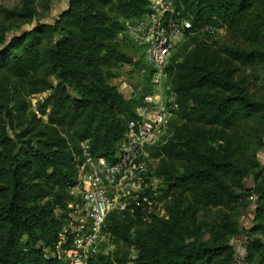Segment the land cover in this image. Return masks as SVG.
<instances>
[{
  "label": "trees",
  "instance_id": "obj_1",
  "mask_svg": "<svg viewBox=\"0 0 264 264\" xmlns=\"http://www.w3.org/2000/svg\"><path fill=\"white\" fill-rule=\"evenodd\" d=\"M98 1L70 0L66 11L70 26L61 35L55 25L39 23L1 42L0 264H58L43 253L59 228L54 210L69 200L68 189L76 182L80 142L87 141L93 154L110 158L127 121L134 117L135 103L123 98L104 77V69L125 55L114 41L116 24L96 6ZM116 1L117 13L125 20L140 18L147 11L146 0ZM259 1L176 0L182 15L209 29L182 43L191 44L198 35L212 36L218 27L245 33L257 18L254 6ZM252 32L261 46L223 49L233 61L251 68L264 64V31L255 27ZM173 57L168 72L180 107L171 127L181 116L235 130V145L256 138L253 121L263 116L262 100L252 98L241 81L214 65L207 50L195 48L180 62ZM48 89L52 92L42 104V112L49 109L45 123L29 111L24 92ZM14 123L17 131L11 137L7 126L12 129ZM200 134L189 131L182 142L161 146L163 154L186 162L181 171L167 176L169 184L179 188L195 184L196 195L215 205L229 206L250 196L237 181L244 170L236 153L231 148H212ZM260 194L264 197V191ZM169 211L174 218L190 216L181 201ZM134 225V217L117 212L107 221L115 241L143 248L134 264H235L228 245L198 237L180 240L176 224L167 221L146 230H136ZM255 245L259 253L255 264H264V244L256 240ZM111 252L98 260L111 259ZM115 261L124 264L126 253Z\"/></svg>",
  "mask_w": 264,
  "mask_h": 264
},
{
  "label": "rangeland",
  "instance_id": "obj_2",
  "mask_svg": "<svg viewBox=\"0 0 264 264\" xmlns=\"http://www.w3.org/2000/svg\"><path fill=\"white\" fill-rule=\"evenodd\" d=\"M69 1L29 0V3L26 4L24 0H0V47L3 40L8 41L13 34L27 30L39 23L55 25L58 34H63L71 22L70 17L66 14ZM25 5L29 7L30 15L27 13ZM96 6L112 18L113 23L116 24L114 41L125 58L113 62L110 67L105 68L104 77L108 83L117 87L124 98L123 93L129 91L133 84V75L142 64V50L127 37L124 30V20L127 17L117 13L116 0H99ZM254 11L257 18L251 24L250 30L241 33V30L238 32L218 27L212 36L198 35L199 38L191 44L185 41L186 43L177 47L173 53L176 61L180 62L189 57L195 48L207 50L208 57L214 65L222 68L232 79L241 81L246 92L252 98L264 102V64L252 68L243 66L223 52L226 47L249 48L258 44L261 46L252 29L257 27V31H264V0L256 2ZM13 83L14 81L10 82V87ZM170 87L178 96V92L171 82ZM51 92V89L32 94L24 92L29 111L45 123L49 109L42 112V104ZM123 119L126 121L128 117L123 116ZM253 123L256 127V138L243 145H235L233 138L238 136L235 130H222L215 125L211 126V124L196 120L187 121L179 116L170 128L164 143L154 147L150 152V168L157 183L150 192L148 205L134 217L136 230H146L152 224L158 225L168 221L170 224L177 225L178 229L176 230L180 240L190 241L198 237L228 245L231 248V256L235 264H255L259 260L255 241L259 240L264 244V197L260 196V193L264 191V112L262 118L258 121L254 120ZM7 129L11 137L17 131L15 123L12 125V129L8 126ZM189 131L196 135L203 134L207 143H210L211 147L216 150L229 151L231 148L236 153L244 170L243 176L237 181L239 187L250 193V196L229 206L215 205L196 195L195 184L186 188L174 187L169 184L167 176L181 171L186 162L163 154L160 150L161 146L169 142H182V137ZM212 133L215 135L214 137ZM229 182L231 183V179ZM232 183L234 184V180ZM47 184L51 186L52 182L47 181ZM176 201H181L189 207V217L174 218L171 216L169 208ZM260 212L263 213L262 217ZM111 249V259H100L95 264H117L115 258H121L124 253H126L124 264H134L137 255L143 250L139 245H127L120 240L115 241L114 238L111 239ZM115 252L117 253L115 254Z\"/></svg>",
  "mask_w": 264,
  "mask_h": 264
},
{
  "label": "built area",
  "instance_id": "obj_3",
  "mask_svg": "<svg viewBox=\"0 0 264 264\" xmlns=\"http://www.w3.org/2000/svg\"><path fill=\"white\" fill-rule=\"evenodd\" d=\"M147 11L124 21V30L141 53L142 64L133 75L125 99L134 104L114 154H93L80 142L76 182L69 200L54 210L59 228L43 257L58 264H93L109 254L113 234L108 217L117 212L129 217L141 213L157 183L150 168L151 150L163 144L180 104L170 87L168 67L174 51L190 35L209 30L195 26L176 9V0H146Z\"/></svg>",
  "mask_w": 264,
  "mask_h": 264
}]
</instances>
